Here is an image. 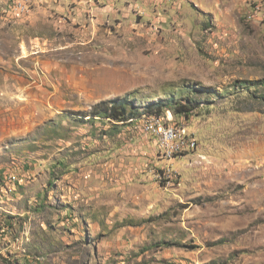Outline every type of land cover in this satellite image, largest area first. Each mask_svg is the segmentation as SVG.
Returning <instances> with one entry per match:
<instances>
[{
	"label": "rangeland",
	"instance_id": "obj_1",
	"mask_svg": "<svg viewBox=\"0 0 264 264\" xmlns=\"http://www.w3.org/2000/svg\"><path fill=\"white\" fill-rule=\"evenodd\" d=\"M0 264H264V0H0Z\"/></svg>",
	"mask_w": 264,
	"mask_h": 264
},
{
	"label": "trees",
	"instance_id": "obj_2",
	"mask_svg": "<svg viewBox=\"0 0 264 264\" xmlns=\"http://www.w3.org/2000/svg\"><path fill=\"white\" fill-rule=\"evenodd\" d=\"M247 81H242L238 87L241 89H245L248 87ZM168 102L174 103V114H182L184 117L188 116V113L191 109L198 107V101L191 96H184L178 99L169 100H159L155 103H149V106L145 110H156L159 111L162 105H165ZM132 100H128V98H121L116 100H104L99 104L92 107V113L94 116H100L101 118H109L114 121H125L130 118L139 117L144 114V112H139L137 108L128 111L127 105L131 104Z\"/></svg>",
	"mask_w": 264,
	"mask_h": 264
},
{
	"label": "built area",
	"instance_id": "obj_3",
	"mask_svg": "<svg viewBox=\"0 0 264 264\" xmlns=\"http://www.w3.org/2000/svg\"><path fill=\"white\" fill-rule=\"evenodd\" d=\"M161 127H167V125L165 126V125H163V124H161V123H159L158 124V134L159 135H161ZM175 127V126H174ZM181 127H176V131L179 133V129H180ZM167 139H168V137H166ZM187 144H188V149H192V148H194V147H196V141L195 140H193V141H188V142H186Z\"/></svg>",
	"mask_w": 264,
	"mask_h": 264
}]
</instances>
